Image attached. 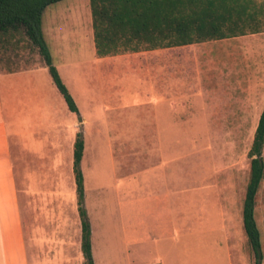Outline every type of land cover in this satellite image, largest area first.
<instances>
[{
	"label": "rangeland",
	"instance_id": "374dc122",
	"mask_svg": "<svg viewBox=\"0 0 264 264\" xmlns=\"http://www.w3.org/2000/svg\"><path fill=\"white\" fill-rule=\"evenodd\" d=\"M249 11L254 20L243 35L99 56L89 0H60L43 10L44 40L81 119L94 264H253L242 203L248 151L264 105V0H250ZM258 23L260 31L252 33ZM0 55L12 67L42 62L25 42L0 48ZM46 74L48 95L54 92L65 108ZM24 144L11 141L27 239L38 237L39 225L49 235L64 227L71 238L69 264H83L68 136L55 163L32 164ZM31 173L35 178H27ZM151 204L170 214L171 235L148 238L138 230L141 211L144 223L150 221ZM254 215L264 264V173Z\"/></svg>",
	"mask_w": 264,
	"mask_h": 264
},
{
	"label": "trees",
	"instance_id": "16d2710c",
	"mask_svg": "<svg viewBox=\"0 0 264 264\" xmlns=\"http://www.w3.org/2000/svg\"><path fill=\"white\" fill-rule=\"evenodd\" d=\"M60 0H0V48L25 42L36 50L50 78L62 95L68 109L76 113L77 105L52 62V56L41 31V15L50 4ZM93 39L99 56L120 51H138L180 46L213 39L246 34V23H253L250 0H89ZM250 22V23H251ZM260 23L251 32H259ZM1 68L16 71L17 65ZM264 106L248 151L250 173L242 203V225L252 251L253 264L263 260L261 235L254 209L255 196L264 173ZM84 150L82 131H77L73 143V175L77 209L81 222V253L83 264H94L91 226L84 205V178L81 158Z\"/></svg>",
	"mask_w": 264,
	"mask_h": 264
},
{
	"label": "crops",
	"instance_id": "0c3cea01",
	"mask_svg": "<svg viewBox=\"0 0 264 264\" xmlns=\"http://www.w3.org/2000/svg\"><path fill=\"white\" fill-rule=\"evenodd\" d=\"M202 42L158 47L152 48V50H171ZM157 61H159L158 57ZM46 73L48 71L43 62L12 72L0 67V264H69L73 260L71 258L72 252L68 251L71 238L65 232L64 227L56 228L53 230V234L49 235V231L39 225L37 228L38 237L29 243L21 222L14 180L16 173L14 154L11 147L13 137H17L19 141L25 143V153H28L30 159L33 160L32 164L37 165V162L47 158H50L52 163L57 162V152H59L62 145V136L67 134L69 168L70 172L73 173V143L77 132V123L79 125V122L76 116V120H74V114L68 109L67 105L63 108L62 100L54 92L48 95L49 85ZM155 103H160L159 99L155 100ZM67 114L70 118L65 117ZM49 135L54 136L50 140L51 143H49ZM84 151L85 142L83 155ZM34 174L27 175V178H35ZM83 178L85 199L84 174ZM147 210L150 211L149 216L151 219L144 223L143 211L140 209L141 214L138 218L140 220V222L138 220L140 223L138 224V230L140 229V232L143 231V234L148 238L151 237V234L155 235L161 231L164 235H171L174 232L170 214L166 213L167 216L164 214V207L162 210L154 211L155 207L151 204V207ZM76 238L79 253L81 222L80 226L77 227ZM33 245L39 247V250L34 251ZM81 254L79 253L77 256L80 255L83 259Z\"/></svg>",
	"mask_w": 264,
	"mask_h": 264
}]
</instances>
